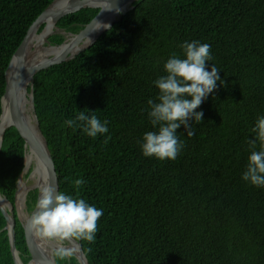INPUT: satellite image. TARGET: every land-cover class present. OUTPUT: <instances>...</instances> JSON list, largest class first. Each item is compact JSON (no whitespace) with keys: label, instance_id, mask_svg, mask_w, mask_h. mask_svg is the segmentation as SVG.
Instances as JSON below:
<instances>
[{"label":"trees","instance_id":"trees-1","mask_svg":"<svg viewBox=\"0 0 264 264\" xmlns=\"http://www.w3.org/2000/svg\"><path fill=\"white\" fill-rule=\"evenodd\" d=\"M52 1L0 0V114L7 66ZM97 12L85 8L60 19L64 33L48 42L60 45ZM192 41L210 45L206 70L214 64L224 86L218 81L195 110L203 118L190 121L193 136L177 130L184 147L174 161L145 157L143 136L158 131L148 115V100L159 102L154 82L167 75L173 54L184 58L180 45ZM32 96L59 191L103 210L95 241H78L88 264H264V187L242 179L252 128L264 116V0H137L90 47L37 73ZM85 109L108 122V133L91 138L66 126ZM25 152L13 130L3 135L0 194L13 206ZM76 179L85 181L79 189ZM37 194L27 192L26 214ZM13 217L26 264L15 209ZM5 224L0 212V264H13ZM54 258L79 264L74 256Z\"/></svg>","mask_w":264,"mask_h":264},{"label":"clouds","instance_id":"clouds-1","mask_svg":"<svg viewBox=\"0 0 264 264\" xmlns=\"http://www.w3.org/2000/svg\"><path fill=\"white\" fill-rule=\"evenodd\" d=\"M106 9L111 11L112 5L108 4ZM92 25V31L110 29V25L96 19ZM180 47L184 58L173 54L164 65L167 75L154 82L159 89V102L148 100L151 109L149 119L158 131L144 134L142 152L145 157H155L160 161H174L177 158L184 147L177 130L183 126L187 136H193L195 130L190 121L199 124L203 118V112L195 110L213 93L218 81L224 86V81L218 75L220 70L214 64L210 71L206 70V64L212 60L209 44L192 41L184 42ZM13 62L15 63V58ZM94 112L87 109L79 111L74 119L66 121V126L81 128L91 138L108 133V122L100 121ZM252 132L255 136L248 142L251 154L242 179L253 186L264 187V116L257 118ZM257 143L261 146L259 151L255 150ZM84 183L83 179H76L75 188L79 189ZM35 208L29 228L39 239L56 242L53 255L59 260L71 259L79 251L75 244L65 246V241H95L97 222L103 215V210L90 206L84 199L66 195L48 185L41 188Z\"/></svg>","mask_w":264,"mask_h":264},{"label":"water","instance_id":"water-1","mask_svg":"<svg viewBox=\"0 0 264 264\" xmlns=\"http://www.w3.org/2000/svg\"><path fill=\"white\" fill-rule=\"evenodd\" d=\"M57 1L58 0H53L52 3L31 24L21 44L18 46V48L14 52L7 66V69L5 71V89H4V94L1 98L0 123L3 117V113H4L3 103L6 102V105H7L6 119L8 120L9 127L6 130H4L2 133V136L0 139V148L2 144L3 135L6 132L13 130L21 139H23L24 148L26 152L28 150L34 153L36 159L40 163L44 171V174L46 176L47 186L51 185L55 187L57 191H59V184H58V179H57L54 163L51 158V154L48 150L47 143L39 130L37 117L34 113L33 96H32L33 77L39 72L46 71L50 68L61 65L62 63H65L73 59L80 52L90 47L99 38V36L102 33L109 30V29H102L91 40V43L89 42L87 44L81 45L80 47H77L80 44V42L83 40L85 35L93 29L94 27V25H92L93 21L96 19L98 22H101L110 16L111 19L108 25H110V28H111L118 17L124 15L128 10L132 9V3L137 0H69V1H66L64 4H62L59 10L52 12L50 8ZM97 2L102 3V6L96 7L93 5L94 3H97ZM108 4L112 5L111 11L106 9ZM85 8L98 9V12L92 18V20H90L89 23H87L80 31H78V33L76 34L70 33L68 39H65L64 42L58 45V46H62V45H65V43L67 42L65 49L61 53H59L57 56L50 57L47 60L42 61V62L39 61V63L33 64V65L29 64L27 60L29 57L26 56L27 41H28L30 34L40 25V23L48 19L49 17H51L52 23L56 25V23L60 19L64 18L65 16L70 15L72 13H75ZM116 9H119L120 11L117 12ZM51 34H49L48 36H50ZM48 36L45 39V43H47L46 46L57 47V46L51 45L48 42ZM14 58H15V63L13 62ZM27 79L29 80V83L27 86H29L30 90L28 92V88H25L23 91L24 92L23 96L26 102L28 103V108L31 114V122L34 125V127H32L33 130L31 128V125L27 122L25 116L23 115V112L19 104V97H18L19 85L20 83H22L24 80H27ZM26 152L24 155V167L20 175V178L18 179L17 191L15 193L14 206L10 204L7 201V199H5L0 194V199L3 202L2 204V202L0 201V212L6 223L4 229L7 230L13 264H23V262L21 261L19 257V252L16 249L15 231H14L15 220L13 217V209H15L17 218L20 221L22 229H23V240H24L25 251H26L27 257L29 258L26 264H56L55 258L53 255L54 249L56 247L53 249H50L49 252L46 253L44 251H39L38 247L36 246L34 242L32 230L29 228V222H30L32 215L35 213L36 208L34 207V209L29 214H25L26 216L23 219L20 217V214L18 212L19 205H21L22 207L25 206V200H26V195L28 191L37 189L38 194H37L36 203L41 194L37 186L28 188V187H25L24 184L22 183L23 174L28 171V168L25 162ZM30 177H31V173L28 175L27 178H30ZM21 187H23L24 190L22 191L21 195L18 196V193ZM67 242L71 244L72 246L75 244L79 247V251L74 255L78 263L88 264L79 242L78 241L76 242L67 241Z\"/></svg>","mask_w":264,"mask_h":264},{"label":"bare ground","instance_id":"bare-ground-1","mask_svg":"<svg viewBox=\"0 0 264 264\" xmlns=\"http://www.w3.org/2000/svg\"><path fill=\"white\" fill-rule=\"evenodd\" d=\"M66 1H69V0H58L54 5H52L50 10L52 12L59 10L61 8L62 4H64ZM93 5L96 7L102 6V3L97 2V3H94ZM110 19H111V17L109 16L106 19H104L103 21H101V23L108 24ZM42 24H46V26L40 32L41 33L40 35H36V31L39 29V27ZM53 28L56 30L57 27L55 24L52 23V18L49 17L48 19L41 22L40 25L30 34L28 41H27V53H26V56L29 57L27 59L29 64L33 65V64L39 63V61L40 62L45 61L50 57L57 56L59 53H61L65 49L67 42L65 43V45H62V46H57V47H49L48 46V49L41 47V43H45V39L50 34V31ZM102 29H100L98 31H92V30L89 31L77 47H80L81 45L89 43L97 35V33H99ZM31 48H35V49L32 50ZM28 83H29L28 79L24 80L22 83H20L19 91H18V97H19V104H20L21 110L23 112V115L25 116L27 122L31 125V128H32V127H34V125L31 122L30 110L28 108V103L26 102V100L23 96V93H24L23 91L25 88H27ZM6 108H7V105H6V102H4L3 103L4 113H3V117H2V120L0 123V139H1L3 131L9 127L8 120L6 119ZM32 130H33V128H32ZM25 162H26V166L28 169L32 163L34 164L33 170L31 172V178L34 180V182L36 184L35 186H37L39 188L40 193H41V188L44 186H47V180H46V176L44 174V171H43L40 163L38 162V160L36 159V157L32 151L27 150ZM23 190H24L23 187H21L19 190L18 196L21 195ZM0 201L2 202L1 199H0ZM2 204H3V202H2ZM32 233H33V231H32ZM33 239H34V242H35L36 246L38 247L39 251H44V252L48 253L50 249H53L57 246L56 242L41 240L38 237H36L34 235V233H33ZM65 246L70 247L72 245L67 244Z\"/></svg>","mask_w":264,"mask_h":264},{"label":"rangeland","instance_id":"rangeland-1","mask_svg":"<svg viewBox=\"0 0 264 264\" xmlns=\"http://www.w3.org/2000/svg\"><path fill=\"white\" fill-rule=\"evenodd\" d=\"M53 32H55V33H64L63 31H61V30H59V29H57L56 28V30L53 28L51 31H50V34L51 33H53ZM55 33H53V34H55ZM41 33L40 32H38V30L36 31V35H40ZM72 34V33H71ZM52 35V34H51ZM69 35H70V33H67V34H64V36H65V39H68V37H69ZM49 37V36H48ZM64 42V41H63ZM50 43V42H49ZM51 44V43H50ZM47 45V43H41V47L42 48H45V49H48V46H46ZM51 45H53V44H51ZM32 50H34L35 48H31ZM29 86H27V88H28ZM33 167H34V164L32 163L30 166H29V169H30V171L32 172V170H33ZM28 169V170H29ZM30 172V173H31ZM20 178V177H19ZM22 183L24 184V186L25 187H28L29 188V186L30 187H33V186H35L36 184H35V182H34V180L30 177V178H26V179H23V177H22ZM18 184V183H17ZM18 212H19V214H20V217L23 219L26 215V212H25V206L24 207H22L21 205H19L18 206ZM67 244H69L67 241H65L64 242V245H67Z\"/></svg>","mask_w":264,"mask_h":264}]
</instances>
